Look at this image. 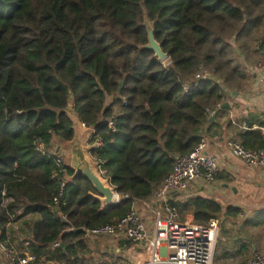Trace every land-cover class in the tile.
I'll return each mask as SVG.
<instances>
[{
	"label": "trees",
	"instance_id": "1",
	"mask_svg": "<svg viewBox=\"0 0 264 264\" xmlns=\"http://www.w3.org/2000/svg\"><path fill=\"white\" fill-rule=\"evenodd\" d=\"M146 19L168 65L144 49ZM263 22L264 0H0V241L10 224L39 215L29 251L36 260L73 264L87 231L150 199L176 158L194 150L226 89L244 78L236 48ZM69 109L103 139L91 157L128 199L102 211L91 182L64 166L66 205L54 210L58 167L50 148L75 137ZM114 115L116 132L104 123ZM248 129L237 140L264 150L262 126ZM175 207L184 223L205 224L222 212L204 197Z\"/></svg>",
	"mask_w": 264,
	"mask_h": 264
},
{
	"label": "crops",
	"instance_id": "2",
	"mask_svg": "<svg viewBox=\"0 0 264 264\" xmlns=\"http://www.w3.org/2000/svg\"><path fill=\"white\" fill-rule=\"evenodd\" d=\"M247 41H249L248 44L244 42L241 47L238 46L236 48L237 53L235 56L237 60L236 67L242 71L244 78L240 83H235L233 88L226 89L227 97L223 104L228 103L229 107L218 114L214 124L208 121L201 132L202 137L206 139L208 144L206 153L217 156L219 159L218 176L211 184L193 181L186 193L176 195V199L179 202L195 197L215 200L222 208L220 214L231 220L227 222L228 228L223 233H220L221 230L219 232L215 258L218 257L222 264L225 262L233 264L235 262L234 259L237 258L223 260V255H236L241 248H247L245 237L241 239L233 234V227L238 228L240 232L243 230L242 225L237 227L235 224L239 221L249 222L255 216V214L253 215L254 210L258 209L260 211L264 209V169L248 167L242 160L232 156L227 148V140L231 137L237 140L238 133L249 130V126L252 127V130L262 126L264 134V81L261 79V72L258 68L261 50L264 47V24ZM110 103L111 99L109 100ZM71 116L74 121L76 135L83 139L82 145L85 147L92 163L96 165V161L91 157L90 138L92 130L83 128L82 123L74 113ZM66 145L54 143L50 151L52 154H56L62 151L61 149L63 148L65 151V164L69 165L70 152ZM136 207L140 210L149 233L152 234L154 231L152 213L148 210H142L139 204ZM155 207L153 204L152 208ZM228 207L240 209V215L234 218L227 216L225 211ZM39 221H41L39 215H28L18 222L10 224L5 230L4 242L20 251H29L28 245L32 240L34 225ZM148 243L149 239L139 243L122 236H97L87 231L82 239V247L78 257L73 260V264L145 263L148 259ZM50 248L55 249L56 247L52 245ZM0 264L15 263L8 260L3 252H0ZM35 264L67 263L50 262L42 257L36 260Z\"/></svg>",
	"mask_w": 264,
	"mask_h": 264
},
{
	"label": "built area",
	"instance_id": "3",
	"mask_svg": "<svg viewBox=\"0 0 264 264\" xmlns=\"http://www.w3.org/2000/svg\"><path fill=\"white\" fill-rule=\"evenodd\" d=\"M258 68L261 72V79L264 81V47L261 50ZM197 78L200 76L198 75ZM104 123L107 124L108 129L116 132L117 117L115 115ZM82 127L87 128L83 123ZM93 135L94 131L92 130L90 138L92 150L103 148V139ZM207 146L206 139L201 137L191 153L176 158L170 174L149 200H135L131 211L126 216L112 224L90 230L89 233L97 236H122L139 243L149 239L148 259L141 264H215L220 232L219 220L211 219L205 224L184 223L180 221L175 207V204L179 202L176 195L186 193L191 182L202 181L205 184H211L217 178L219 159L217 156L206 153ZM227 148L232 156L242 160L248 167L264 169V150L246 149L233 137L227 140ZM38 150L44 151L42 144H39ZM54 155L58 167L52 176L57 186V192L53 198L55 210L66 205L68 180L64 169L65 153L62 150ZM96 163L98 171L104 175L105 173L101 169V165L104 163L101 161H96ZM137 204L141 206L142 210L152 213L154 218L152 234L149 233L140 210L136 207ZM153 204L156 206L155 208H152ZM62 219L67 221V215H62ZM58 246V243L53 244V247ZM0 252H3L5 257L15 264H35L36 262V257L31 252L20 251L5 242H0ZM246 264H264V252L255 251Z\"/></svg>",
	"mask_w": 264,
	"mask_h": 264
},
{
	"label": "water",
	"instance_id": "4",
	"mask_svg": "<svg viewBox=\"0 0 264 264\" xmlns=\"http://www.w3.org/2000/svg\"><path fill=\"white\" fill-rule=\"evenodd\" d=\"M145 23L147 26L149 43L144 49L154 52L156 58L161 62L167 60V54L164 53L161 45L155 40L153 27L147 19L145 20ZM121 86H123V83H121ZM228 107L229 104L226 103L212 112L209 116V123L214 124L218 114ZM82 141L83 139L76 135L75 130V137L73 140L66 143V148L70 152V164L66 166L70 167L75 172V176L83 175L91 182L94 189L98 193L95 198L101 203V210L103 211L108 207L115 205V202L119 197V193L116 188L112 186L110 180L104 178L103 175L97 170L96 165L92 163L85 147L82 145Z\"/></svg>",
	"mask_w": 264,
	"mask_h": 264
},
{
	"label": "rangeland",
	"instance_id": "5",
	"mask_svg": "<svg viewBox=\"0 0 264 264\" xmlns=\"http://www.w3.org/2000/svg\"><path fill=\"white\" fill-rule=\"evenodd\" d=\"M264 24V22H263ZM248 40V39H247ZM244 41V42H247L245 44H248L249 41ZM243 42V44H244ZM237 53V52H236ZM236 56V54H235ZM164 64L168 65V59L163 61ZM237 60L236 58L234 57V65L237 66ZM111 98L108 97V103L107 105H109V100ZM112 101V100H111ZM69 112L70 114L73 113L72 110L69 109ZM63 145V144H62ZM61 149V148H60ZM63 150V148L61 149ZM92 150V148H91ZM63 152H65L63 150ZM66 166V164H65ZM96 168H97V165H96ZM98 170V169H97ZM69 177L67 176V180H70V178L68 179ZM106 178V177H104ZM108 179V178H106ZM124 200V197L119 194V197L117 198L116 202H115V205L120 203L121 201ZM258 211V209L254 210V214H256ZM217 218L219 219V222H220V230L221 232L220 233H223L227 228V222H228V218L226 219L225 215L223 214H219L217 216ZM264 220V217L261 216V217H258L257 218V215L255 217H253L252 219L249 220V222L247 223H244V221H239L237 222L235 225L238 227L239 225H242L243 226V230L242 232H240V230L236 227H233V234H235V236H238L240 237L241 239H243L245 237V241H246V244H247V256H239L237 257L236 259H234L235 262H233V264L237 263V264H244L247 260H249L251 257H252V253L254 251H259L261 253L264 252V225L262 224V221ZM231 221V220H229ZM231 240V239H230ZM217 254V252H216ZM222 264V263H221ZM224 264H228V262H225Z\"/></svg>",
	"mask_w": 264,
	"mask_h": 264
}]
</instances>
